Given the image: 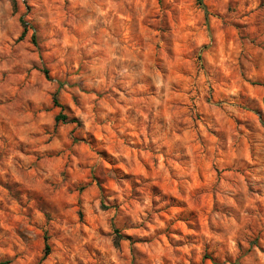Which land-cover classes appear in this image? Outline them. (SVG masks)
Segmentation results:
<instances>
[{
    "label": "rangeland",
    "instance_id": "obj_1",
    "mask_svg": "<svg viewBox=\"0 0 264 264\" xmlns=\"http://www.w3.org/2000/svg\"><path fill=\"white\" fill-rule=\"evenodd\" d=\"M0 264H264V0H0Z\"/></svg>",
    "mask_w": 264,
    "mask_h": 264
},
{
    "label": "trees",
    "instance_id": "obj_2",
    "mask_svg": "<svg viewBox=\"0 0 264 264\" xmlns=\"http://www.w3.org/2000/svg\"><path fill=\"white\" fill-rule=\"evenodd\" d=\"M20 23L22 25V29L23 30H22V33H21L19 39H22L24 37L26 31H27V24H26V22L22 18L20 19ZM32 38H34V37H32ZM33 43H35V42H33ZM43 73L45 74L46 77H48V73H47L46 70H44ZM53 102H54V105L55 106H57L60 109H62V107L59 105V103L57 101V98L55 96H54ZM66 119H67V117L65 115L61 114V113L58 116H56V120L57 121H59V120L60 121H65ZM47 253H48V247L46 246V248H45V255H47Z\"/></svg>",
    "mask_w": 264,
    "mask_h": 264
}]
</instances>
